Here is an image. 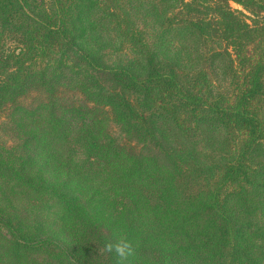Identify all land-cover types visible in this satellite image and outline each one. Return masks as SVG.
Wrapping results in <instances>:
<instances>
[{
    "label": "trees",
    "instance_id": "obj_1",
    "mask_svg": "<svg viewBox=\"0 0 264 264\" xmlns=\"http://www.w3.org/2000/svg\"><path fill=\"white\" fill-rule=\"evenodd\" d=\"M0 114V264H264V0H0Z\"/></svg>",
    "mask_w": 264,
    "mask_h": 264
},
{
    "label": "rangeland",
    "instance_id": "obj_2",
    "mask_svg": "<svg viewBox=\"0 0 264 264\" xmlns=\"http://www.w3.org/2000/svg\"><path fill=\"white\" fill-rule=\"evenodd\" d=\"M233 7L235 8L236 6L233 5ZM65 95H66L65 99L67 100H71L72 98L77 99V100L81 99L77 93L68 92ZM42 97L43 95L41 92L39 93V92L30 91L26 95H24L22 98H20V101L23 102V104L26 106H32L38 103ZM5 118L6 116L4 114H0V140L7 147H12L15 141L7 129L8 127L6 125ZM111 131L115 137L118 138L120 136V132L117 130L116 127L115 128L113 127Z\"/></svg>",
    "mask_w": 264,
    "mask_h": 264
},
{
    "label": "clouds",
    "instance_id": "obj_3",
    "mask_svg": "<svg viewBox=\"0 0 264 264\" xmlns=\"http://www.w3.org/2000/svg\"><path fill=\"white\" fill-rule=\"evenodd\" d=\"M106 249L114 253L122 261L133 254V247L127 240H118L114 243H108L106 244Z\"/></svg>",
    "mask_w": 264,
    "mask_h": 264
}]
</instances>
